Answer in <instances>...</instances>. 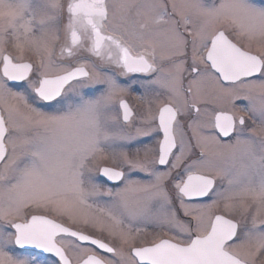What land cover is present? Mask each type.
<instances>
[{
  "label": "snow or ice",
  "instance_id": "6c2138e0",
  "mask_svg": "<svg viewBox=\"0 0 264 264\" xmlns=\"http://www.w3.org/2000/svg\"><path fill=\"white\" fill-rule=\"evenodd\" d=\"M0 264H264V2L0 0Z\"/></svg>",
  "mask_w": 264,
  "mask_h": 264
},
{
  "label": "flooded vegetation",
  "instance_id": "af4514ba",
  "mask_svg": "<svg viewBox=\"0 0 264 264\" xmlns=\"http://www.w3.org/2000/svg\"><path fill=\"white\" fill-rule=\"evenodd\" d=\"M261 2H264V0H261ZM128 81H132L133 77H127V78H122ZM142 95V90L135 84L132 83L131 87L129 89V93L128 95L125 97V99L128 101L129 106L132 108L133 113L135 114L133 117V126L128 128V131H132L134 132V127L135 126H139V118H142L144 115H146V107L147 105L142 102V100L138 99V97H140ZM150 97L145 96V99H148ZM220 104H222L224 107H230V105L228 104V101L222 100L219 101ZM236 107L240 108V107H245L247 105L246 101H242V100H237L235 102ZM153 113H155L156 108L155 106H153L152 108ZM246 123H247V118H246ZM230 139V138H227ZM119 143V142H118ZM155 147V143L153 140H151L148 137H144L142 138V142L140 140H132L130 142H125L124 144V150L128 151L130 157L132 158H138V159H143L144 158V149L145 147ZM137 149H139V156H137ZM154 154H149V158H151V156ZM108 166H111L110 164ZM145 176V174L140 173L138 176H133L134 179H143ZM106 186H114L113 182H108L106 180L102 181ZM116 186H122V182H116ZM100 203H105L106 202V198H102L99 200ZM66 226L72 227L74 230L77 228H81L83 226L80 225H70L65 221ZM86 231V234H91L94 235L97 238H101V239H105L106 242L108 240L106 234L103 233H99V232H93L90 229H83ZM152 235H153V230L151 228L148 229V235L144 237V239L147 240H151L152 239ZM87 247H91V245H84ZM101 255H105V253L100 252ZM110 255V254H107Z\"/></svg>",
  "mask_w": 264,
  "mask_h": 264
},
{
  "label": "rangeland",
  "instance_id": "374dc122",
  "mask_svg": "<svg viewBox=\"0 0 264 264\" xmlns=\"http://www.w3.org/2000/svg\"><path fill=\"white\" fill-rule=\"evenodd\" d=\"M102 199V198H101Z\"/></svg>",
  "mask_w": 264,
  "mask_h": 264
}]
</instances>
